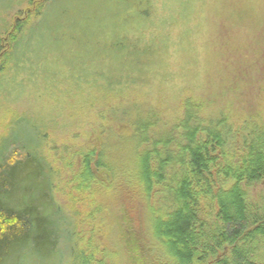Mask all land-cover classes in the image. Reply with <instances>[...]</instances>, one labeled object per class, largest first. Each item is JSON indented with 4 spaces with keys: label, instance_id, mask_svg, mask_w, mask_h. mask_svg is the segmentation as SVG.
<instances>
[{
    "label": "rangeland",
    "instance_id": "rangeland-1",
    "mask_svg": "<svg viewBox=\"0 0 264 264\" xmlns=\"http://www.w3.org/2000/svg\"><path fill=\"white\" fill-rule=\"evenodd\" d=\"M25 3L26 0H0V31L26 19L30 10V19L33 18L36 9ZM39 3L42 15L30 27L21 60L25 81L8 82L10 92L20 95L16 103L0 102V131L12 115L27 116L41 130L44 125L50 128L48 141H55L58 152L49 155L62 172L56 202L67 211L76 208L81 215L74 228V251L99 258L102 250L101 264H125V260H132L129 252L137 250L130 235L134 230L138 233L142 217L122 215L118 198L113 199L117 202L114 207L112 200L102 196L93 200L79 198L71 182L79 168L78 159L72 171L67 168L74 159L73 150L88 138L96 139L99 134L104 137L119 123L140 116L149 119L157 114L162 119L158 128H164L177 120L185 98L226 103L236 95H240L239 99L246 96L241 104L233 103L234 109L249 103L253 96L255 100L261 98L264 0ZM8 47L3 44V50ZM22 129H15L20 139ZM63 145L71 152H62ZM245 190L254 229L256 222L264 221V183ZM206 213L210 214L208 231L221 230L215 213L209 208ZM88 241L90 245L84 248ZM246 245L247 252L256 251L259 256L252 258L253 263L264 264V244L255 249L250 243ZM72 246L73 241L65 250ZM228 249L215 251L217 257L209 258L206 264H216ZM69 260L70 251L46 264H69Z\"/></svg>",
    "mask_w": 264,
    "mask_h": 264
},
{
    "label": "trees",
    "instance_id": "trees-1",
    "mask_svg": "<svg viewBox=\"0 0 264 264\" xmlns=\"http://www.w3.org/2000/svg\"><path fill=\"white\" fill-rule=\"evenodd\" d=\"M40 1L26 0L36 9L32 19L30 10L0 31V102L18 101L20 93L14 96L7 84L25 81L21 60L30 27L42 15ZM239 96L226 103L185 98L177 120L164 128H158L157 114L140 116L73 150L67 168L72 171L78 159L71 182L79 198H118L122 215L142 217L138 233L129 231L137 250L125 264H206L227 246L216 264H254L252 258L259 257L244 248L264 244V221L251 229L245 188L264 183V92L234 109L246 97ZM20 126L23 139L15 131ZM44 126L12 115L0 131V264H46L68 251L69 264H101L102 250L99 258L74 251L81 215L56 202L62 172L49 152L58 146L50 144ZM207 208L220 223L218 232L208 231ZM71 241L72 249L65 250Z\"/></svg>",
    "mask_w": 264,
    "mask_h": 264
}]
</instances>
